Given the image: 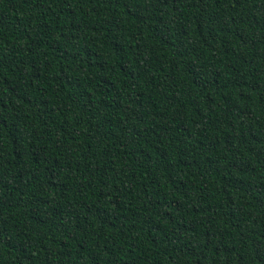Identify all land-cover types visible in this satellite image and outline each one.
<instances>
[{
	"label": "trees",
	"instance_id": "1",
	"mask_svg": "<svg viewBox=\"0 0 264 264\" xmlns=\"http://www.w3.org/2000/svg\"><path fill=\"white\" fill-rule=\"evenodd\" d=\"M0 264H264V0H0Z\"/></svg>",
	"mask_w": 264,
	"mask_h": 264
}]
</instances>
